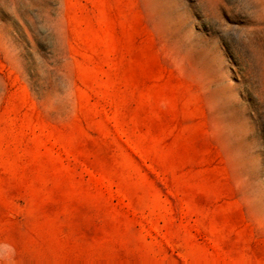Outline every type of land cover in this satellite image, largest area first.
I'll use <instances>...</instances> for the list:
<instances>
[{
	"label": "rangeland",
	"instance_id": "1",
	"mask_svg": "<svg viewBox=\"0 0 264 264\" xmlns=\"http://www.w3.org/2000/svg\"><path fill=\"white\" fill-rule=\"evenodd\" d=\"M166 1L0 0V264H264V0Z\"/></svg>",
	"mask_w": 264,
	"mask_h": 264
},
{
	"label": "bare ground",
	"instance_id": "2",
	"mask_svg": "<svg viewBox=\"0 0 264 264\" xmlns=\"http://www.w3.org/2000/svg\"><path fill=\"white\" fill-rule=\"evenodd\" d=\"M149 5L154 15L156 16V18L160 21L163 29L166 32H173L175 28L170 20L169 6H168L167 1L166 0H149ZM219 111L221 112V110ZM226 135L228 138L240 135V128L229 123L227 131H226Z\"/></svg>",
	"mask_w": 264,
	"mask_h": 264
}]
</instances>
